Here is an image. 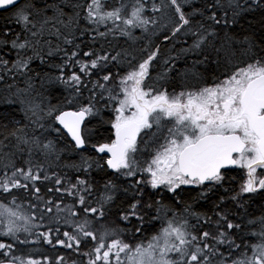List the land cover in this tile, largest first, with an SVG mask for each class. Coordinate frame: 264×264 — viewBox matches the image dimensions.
I'll use <instances>...</instances> for the list:
<instances>
[{"label": "snow or ice", "instance_id": "1", "mask_svg": "<svg viewBox=\"0 0 264 264\" xmlns=\"http://www.w3.org/2000/svg\"><path fill=\"white\" fill-rule=\"evenodd\" d=\"M0 12V264H264V0Z\"/></svg>", "mask_w": 264, "mask_h": 264}, {"label": "trees", "instance_id": "2", "mask_svg": "<svg viewBox=\"0 0 264 264\" xmlns=\"http://www.w3.org/2000/svg\"><path fill=\"white\" fill-rule=\"evenodd\" d=\"M6 15H8L7 12H0V16H6ZM257 15H258V14H257ZM16 30L18 31L19 29L16 28ZM234 175H235V173H234ZM251 211H252L254 214H256V215H259L262 211H264V209H261V208L259 207V204H256V205H253Z\"/></svg>", "mask_w": 264, "mask_h": 264}]
</instances>
